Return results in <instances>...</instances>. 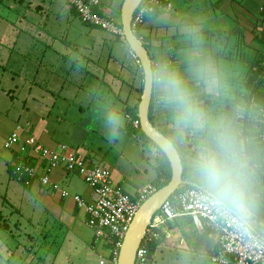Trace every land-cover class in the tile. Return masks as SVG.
<instances>
[{
  "label": "crops",
  "instance_id": "1",
  "mask_svg": "<svg viewBox=\"0 0 264 264\" xmlns=\"http://www.w3.org/2000/svg\"><path fill=\"white\" fill-rule=\"evenodd\" d=\"M100 1L99 12L122 25L119 19L125 0H111L110 3ZM20 5L22 11L24 9L25 22V25L22 22L24 27L22 26L21 31L16 28L14 22L7 19H3V22L9 27L8 32L0 29V68L5 71L7 77L5 81L10 86L0 90V99L11 97L13 99L19 94L27 103H32L27 108L26 115L33 116L31 119L25 116L27 119L25 125L29 130L34 128V134L47 148L54 149L66 145L59 143L58 139H55L52 145L50 140L54 137L51 136V132L59 130V126L66 124V118L73 114L87 116L96 112H107L104 113L107 115V123L119 132L125 133L124 124L131 123L132 117L139 118V111L135 110L137 104H132L135 103L136 96L133 95L138 93L140 87L137 74L138 70H141L128 45L123 46L126 41H121L118 36L104 31L118 39L120 46L118 50L114 42L103 35L79 30L78 20L82 24L83 22L66 0L62 2L50 0L48 5L46 0H21ZM142 33L143 37L149 38L146 45L150 57L154 58L153 64L167 65L180 76L198 113V118H194L189 124L178 125V103L170 99L167 92H163V87H159L155 96L153 125L172 142H179V145L181 143L186 171L184 181L193 188H203L194 175L193 159L207 148L215 150V138L218 135L234 137L235 140L232 141L238 162L245 174L246 189L254 201L253 222L250 224L254 230L256 229V233L264 238V182L262 177L257 176L256 168L252 164L253 154L250 153L252 146L254 147L253 141L257 140L258 114L251 116L255 123L249 129L246 127L245 119L249 100L252 99V93L246 86L250 71L264 67V0H169L168 4L165 2L160 7L159 12ZM116 49L120 56L115 53ZM127 55L134 61V66L130 70L124 61ZM82 60L85 65L82 64ZM95 62L104 69L100 68L104 76L102 79L96 76L100 80V85L96 95H93L91 93L96 88L94 77L87 74L88 78L83 79L81 73L90 66L93 67ZM91 69L93 72L94 69ZM107 77H114L111 88H115V91L108 88ZM92 80L94 83L90 82ZM2 82L3 79L0 86H3ZM17 85L24 87L22 89ZM126 85L130 91L124 98L122 93ZM138 102H141V98ZM34 116L38 117L36 125L33 123ZM245 134L247 138H244ZM238 135L243 138L237 145ZM135 138L140 154L152 156L156 153L154 147L145 150V153L143 149H147V146L144 147L142 145L144 142ZM97 150V154H93L92 158L105 162L107 153L100 147ZM123 150L120 153L123 154ZM18 151L28 158L31 157L30 160H26L30 165L39 163L37 155L31 148L28 155L22 144ZM11 155L14 157L17 152ZM134 159L137 157L128 160V164L134 165L139 172L136 177L130 175L128 168L120 166L121 172L113 168L117 186L131 198L152 184L157 176L158 166L156 160V166L150 162V168L154 169L155 176L150 179L147 171L149 169L143 165L144 161H147L139 158L138 167L139 159ZM106 163L108 164L107 161ZM106 167H109L114 176L110 166ZM56 172L60 174L59 178H56ZM145 178L150 179L146 185ZM50 179L58 189L38 186L42 192L47 193L42 200L43 208L50 210L52 207L65 211L71 206L57 196L69 192L62 187V183L66 184L68 189L76 188L77 185L73 183V177L67 175L63 169L55 170ZM37 185L39 184H34ZM89 189L91 193H84L85 196L69 193L71 196L78 195L90 201L92 189L90 187ZM20 191L28 193L24 188L19 189L17 193ZM21 194L17 197H22ZM61 201L65 202L64 205ZM13 202L14 207L18 206L14 198ZM72 210L77 217L83 212L79 211L75 204ZM168 226L180 239L174 240L163 234L161 246L153 255L150 264H196V260L203 256L197 251L201 238L206 237L209 240L210 254L219 241L216 227L204 224L203 228H199L190 217L179 219L175 224ZM190 229L195 232H191ZM191 234L196 241L195 244H191L192 246L188 244ZM198 235H201L200 240Z\"/></svg>",
  "mask_w": 264,
  "mask_h": 264
},
{
  "label": "rangeland",
  "instance_id": "2",
  "mask_svg": "<svg viewBox=\"0 0 264 264\" xmlns=\"http://www.w3.org/2000/svg\"><path fill=\"white\" fill-rule=\"evenodd\" d=\"M20 1L21 0H0V29L8 32L9 27L3 22V19H7L14 22L16 28L21 31L25 22L23 19L24 9L22 11ZM59 1L62 2V0ZM104 1L111 2V0ZM49 3L50 0H46V4L48 5ZM107 7H109L108 4ZM104 8H106V6H104ZM119 20H121V17ZM77 25L79 30L100 34L105 38L110 39L114 42L115 47L120 50L118 39L111 37V35L96 28L85 27L79 20ZM14 38L17 41V38ZM90 43L89 40V44ZM123 46H127V43H124ZM117 49L115 50V53L119 55ZM124 61L129 70L133 68L134 61L130 56L127 55ZM81 62L83 65L86 64L83 60ZM94 66L99 68H95ZM94 66H90L88 69L83 70L81 75H83V79H86L88 78L87 74H92L95 83L93 80L90 82H93L96 88L90 93L96 95L95 93L100 85V80L96 76L102 79L104 73L101 71L103 68L98 66L96 62L94 63ZM91 68L94 69L93 72ZM137 75L140 83L138 86L140 87L138 93L133 95L136 96L134 97L135 103L132 105L137 104V109L135 110L138 112V106L140 104L138 101L142 96V94L140 95L139 90L144 87V78L140 69L138 70ZM6 78L5 71L0 68V81L3 79V86H0V90L10 87L6 84ZM91 78L92 77H90V79ZM113 79L114 77H107L106 80L108 88L115 91V88H111V84L115 80ZM18 87L21 88L22 85H19ZM124 88L122 97L126 98L130 89L127 85L124 86ZM163 92H167V90L164 89ZM168 101L171 102L170 99H168ZM31 104L32 103L30 102L27 103L23 96L19 94H16L13 99L12 97L8 99H0V236L2 237V240H0V264H116L113 260H110L111 250L107 247V241L99 243L95 242L93 240V232L86 226V216L84 213L81 212V215L77 217L72 210L74 208V204L72 203L74 202L73 198L64 199V197L59 194L57 196L62 198L71 207L65 211H59L58 208L52 207L50 210H46L43 208L44 202L42 203V200L45 199L47 193L42 192L38 186L34 187V193H27L25 191L17 193L18 190L22 188H20V185H16L17 181L11 178L12 176L9 165L12 164L13 161L14 163H22L25 160V155L17 150V155L12 157L11 153L13 154V152L5 149L4 144L5 138L9 137L16 130L18 123L21 126H24L27 122L26 117L31 119L33 115H26L27 108ZM104 113L96 112L87 116L73 114V116L66 118V124L60 125L59 130L56 132L52 130L51 136L54 138H52L53 140H50V143L52 144L55 139H58L59 143L70 146L72 153H77L83 157L84 155H87V158L93 165H108L113 170V173V168H115L117 172H121L120 166H122L124 169L128 168L130 175L133 177L138 176L139 172L134 168V165L128 164V160L135 157H137V159L143 158V160L145 159L147 161H144L143 165L149 169L147 170L149 171V178L153 179L155 177L154 169H151L150 167L151 163L156 166L157 159L155 154L152 156L144 154L143 156L139 153L138 142L135 138H138V135L133 131L135 128L132 122H126L124 128L127 133H121L116 128L112 127L111 124L107 123V115ZM37 119L38 117L34 116V124L38 121ZM25 127L27 126L25 125ZM29 127L31 128L30 125ZM144 143L142 144L143 146ZM146 146L147 149H143L145 153L147 150L151 149L148 145ZM98 147L107 153L108 157H106V161L108 164L106 161L101 162L99 159L92 158L93 154H97ZM124 147L127 148L124 149ZM157 148L158 147L155 146L156 152ZM122 150L123 154L120 153ZM86 151H88V153ZM150 158L153 160H150ZM139 163L140 159L137 161L138 167ZM57 177H60L59 173L56 174V178ZM70 177H73V183H75L77 187L68 189L66 184L62 183L64 189L71 194L76 193L82 196H85L83 195L84 193H91L89 186L81 177L78 175ZM112 177L113 183H116L114 180V178H116L115 173L114 176L112 174ZM149 178H145L147 179L144 180L145 185L147 181L150 180ZM143 187L144 186H142V188ZM19 194H21L22 197H17ZM26 197H28L27 200ZM13 198L16 201L15 204L18 206L14 207ZM64 201H61L63 202V205L65 203ZM9 206H12L13 208ZM209 230L212 231L211 229ZM206 231H208V229H206ZM191 232L195 231L191 230ZM198 236L200 240L201 235ZM30 237H33V239ZM192 243L195 244L196 241L191 234L188 244L191 245ZM208 244L209 240L206 237L201 238L200 247L197 248V251L203 256L196 260V264H212L209 260L211 254L208 253L211 247L208 246ZM31 254H36V256L33 258Z\"/></svg>",
  "mask_w": 264,
  "mask_h": 264
},
{
  "label": "built area",
  "instance_id": "3",
  "mask_svg": "<svg viewBox=\"0 0 264 264\" xmlns=\"http://www.w3.org/2000/svg\"><path fill=\"white\" fill-rule=\"evenodd\" d=\"M66 2L77 11L84 23L98 27L125 41L122 25L117 20L95 13V9L101 6L100 0H66ZM164 2L168 4L169 0ZM162 5V0H143L136 9L135 14H137L134 15V30L144 23L146 14L154 12L156 7ZM133 56L135 57L134 54ZM136 61L142 68L137 58ZM157 67L158 65L153 64L154 70ZM261 113L264 143V109H261ZM132 124L138 129L139 118L132 119ZM21 144L27 155L30 148L33 150L39 163L34 167L19 163L14 174L19 173L21 177L28 174L34 181L33 184L57 190L58 187L51 182L50 176L55 170L63 169L67 175L81 177L92 189L90 201L78 195L71 196L69 192H63V197H72L77 208L84 212L86 226L93 232L95 242L107 240L109 242V238L115 241L113 248L110 249L113 256L110 260L117 264L120 249L134 218L141 206L158 191V188L151 184L143 188L136 197L131 198L120 186L113 183L112 171L109 167L93 165L87 157L72 153L71 148L66 145L54 149L47 148L34 132L18 125L6 139L4 147L14 152ZM185 185L183 182L180 188ZM186 217L192 218L199 228H203L204 224L217 228L219 241L209 258L213 264H264V238L254 231L250 223L237 215L222 212L211 203L206 198L203 188L187 189L174 199H169L154 216L147 237L160 241L164 234L179 240L180 237L178 238L177 233L168 225ZM146 239L138 250L136 264H150L147 260L149 251Z\"/></svg>",
  "mask_w": 264,
  "mask_h": 264
},
{
  "label": "clouds",
  "instance_id": "4",
  "mask_svg": "<svg viewBox=\"0 0 264 264\" xmlns=\"http://www.w3.org/2000/svg\"><path fill=\"white\" fill-rule=\"evenodd\" d=\"M152 75L156 84L166 89L169 98L178 103V125H187L194 118H198L193 102L189 99L188 89L175 71L167 65H160ZM215 144V150L207 148L193 159L194 175L202 184L204 194L211 203L222 212L237 215L252 223L254 201L246 189L245 174L238 162L234 143L231 138L218 135ZM27 159L25 156L23 163L30 165Z\"/></svg>",
  "mask_w": 264,
  "mask_h": 264
},
{
  "label": "water",
  "instance_id": "5",
  "mask_svg": "<svg viewBox=\"0 0 264 264\" xmlns=\"http://www.w3.org/2000/svg\"><path fill=\"white\" fill-rule=\"evenodd\" d=\"M143 0H125L121 10V23L125 41L139 60L144 73V87L139 105V120L143 133L152 140L156 146L163 151L168 158L172 177L170 183L158 190L140 208L134 218L119 252L117 264H136L137 253L145 242L149 226L154 216L161 210L162 206L180 189L183 184L184 166L182 157L174 143L161 133L150 120V108L153 100L155 80L153 61L144 42L137 36L133 20L136 9ZM147 260L152 262L153 255L148 254Z\"/></svg>",
  "mask_w": 264,
  "mask_h": 264
},
{
  "label": "trees",
  "instance_id": "6",
  "mask_svg": "<svg viewBox=\"0 0 264 264\" xmlns=\"http://www.w3.org/2000/svg\"><path fill=\"white\" fill-rule=\"evenodd\" d=\"M162 2L164 5L165 4L164 0H162ZM159 9H160V7L158 6L155 8L154 12L146 14L144 17V23L142 25L137 26L135 29L137 36L141 40H143L146 48H147L146 43H148L149 38H147L145 36L143 37L142 32H143L144 28L147 27L150 24V22L154 19L155 15L159 12ZM95 13L103 16L99 12L98 8L95 9ZM77 15L80 18V15L78 13H77ZM80 20H81V18H80ZM83 24H85L87 26H92V25H90L88 23H84V22H83ZM92 27H95V26H92ZM96 28H98V27H96ZM151 59H152V61L154 60V58L152 56H151ZM140 71H141L143 78H144V73H143L142 68ZM246 86H247V89L249 90V92L252 93L251 94L252 99H250V100L248 99L249 104H248V108L245 112V119L247 120L246 127H248V129L250 128V126H252V124L255 123V121L252 120L253 117H251V116L255 115L256 113L258 114L257 140L253 141L254 147L252 146L251 151H250V153L253 154L252 164L256 168L257 176L262 177L261 179L264 182V143L262 141V123H261V119H262L261 109H264V91H263V89H264V67H259L255 71L251 69ZM159 87L160 86H158L155 82L153 100H152V104H151V108H150V120L153 124H154L155 96H156V93H157ZM139 92H140V95L143 93V87L139 90ZM33 129L34 128L32 127V129H30V132H33ZM133 131L138 135L139 139H141L145 142L144 146L148 145L149 148H151V147L155 148L156 144L143 133L141 127H139L138 129H135ZM164 135L167 136L166 134H164ZM249 136H250V131H249L247 137L249 138ZM247 137L245 134L244 138H247ZM230 138L233 141L235 140L234 137H230ZM242 138H243L242 136L238 135V138L236 139L237 145H238L239 141L242 140ZM173 143H174L175 147L178 149V151L182 157V162H183V166H184V158H183L184 151L181 148L182 145H181V143L179 145V142L176 143L175 141H173ZM155 157H156L157 162H158V166L156 168L157 176H156L155 180L152 182V184L155 185L158 188V190H160L161 188L167 186L170 183L171 177H172V169H171V165H170L168 158L166 157V155L163 153L162 150L157 148V152L155 153ZM31 165H32V167H34V165H36V163L31 164ZM9 167H10V172H11V176H12V177L11 176L10 177L13 178L15 181H17L16 184L21 185L22 188L26 189L29 193H34V187L35 186L33 184L34 181L32 180V178H30L28 176V174L21 177V174H19V173L14 174V172L12 171L13 169H15L17 167V162L14 163V161H13L12 164L9 165ZM184 177H186L185 169H184V173H183V182L186 185L183 186L182 188L178 189L176 191V193L171 197V200L174 199L176 196H178L181 192H183L187 189L193 188V186H190L187 182L184 181ZM163 180H164V182H163ZM37 186H39V185H37ZM9 207L13 208L12 206H9ZM76 208H77V206H76ZM254 231L256 232V230H254ZM30 238L33 239V237H30ZM0 240H2L1 236H0ZM113 242H115V241L111 240L110 238H109V242L107 240L106 244H107V247L109 249L113 248ZM146 244L148 245L149 253H151L152 255H155L157 249L161 246L160 241L154 240L150 236L147 237ZM31 256L34 258L36 256V254H31ZM110 259H113L112 255L110 256Z\"/></svg>",
  "mask_w": 264,
  "mask_h": 264
}]
</instances>
